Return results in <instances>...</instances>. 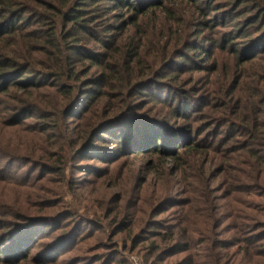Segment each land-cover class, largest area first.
Returning a JSON list of instances; mask_svg holds the SVG:
<instances>
[{
    "label": "rangeland",
    "instance_id": "1",
    "mask_svg": "<svg viewBox=\"0 0 264 264\" xmlns=\"http://www.w3.org/2000/svg\"><path fill=\"white\" fill-rule=\"evenodd\" d=\"M66 1L0 0V264H264V0H131L87 34Z\"/></svg>",
    "mask_w": 264,
    "mask_h": 264
},
{
    "label": "trees",
    "instance_id": "2",
    "mask_svg": "<svg viewBox=\"0 0 264 264\" xmlns=\"http://www.w3.org/2000/svg\"><path fill=\"white\" fill-rule=\"evenodd\" d=\"M87 1L88 0H83L81 2H77V4L75 6L71 7V11L70 12L65 13L66 9H68L72 5L70 3V0L66 1V3L68 5H66L65 8L62 6L61 13H60L61 16L58 17V23L61 22L64 18H66V20H67L66 23L71 24L72 26L79 25L80 27H79V31L78 32H81V33L85 32V34H87L88 30H90L93 33V30H91V28H92L91 25H94L96 23L100 24V25H97V26H104V25L114 26V25L107 24V21H103L102 20L110 13L111 10H113V8H118V6H119V7L125 8V9L126 8H129V9L131 8L134 11L138 10V8L135 7V5L131 4V0H116L118 2L112 4V7L100 6L97 9L96 8L93 9V7H91L90 9H81L80 7H82V6H85V7L89 6V5H87L88 4ZM106 1H108V0H106ZM93 5H94V3L92 5H90V6H93ZM260 8L261 7L258 6L253 11H259ZM143 10L148 11L149 8L146 7ZM262 11H263V9H261V12ZM259 17H261V19L262 18L264 19V12H262ZM255 18H258V17H255ZM57 44H58L57 45L58 50H60V46L61 45L59 43H57ZM66 44H62V46H63L62 48L63 49L66 47ZM106 45L109 46V43H107ZM73 46H76V45H73ZM69 50H70V52H73V51H71L73 49H69ZM75 52H79V51H75ZM89 58L94 62L93 63V67H101L102 70H103V73H101V75L99 74V76L94 79V81L96 83L101 84L102 82H105L106 84H112V86H116L119 83V81L121 79H120V77L117 76L118 72L115 71V65L112 63L113 62V57H111V55L97 53V54L92 55V56L90 55ZM73 59H76V57H71L70 56V60H73ZM111 72H112V74H111ZM18 74H19V72L16 73V75H18ZM140 83H142V82H138L135 85V87L137 88ZM128 86H132V82L128 83ZM143 87H144V85H141L140 86V90H143ZM138 93L139 94H143L141 91H138ZM116 96L122 100V102H121L122 105L121 104L119 105L120 108L121 109L123 108V111L127 110V108L129 107L130 102L128 100L124 99V97H123L124 96V91H123V89L121 87H120V91H118L116 93ZM102 97L103 96L99 97V99H97V101L95 102V104L93 106V109H94L95 112H96V110H100L101 109V105L99 103V100ZM95 98H96L95 96L91 97L92 101H94ZM113 99H114V101L117 102L115 97H113ZM124 104H126L125 107H123ZM114 109L119 111V109H117L116 106L114 107ZM108 116H109V114L106 115V117H108ZM141 130H143V129L141 128ZM141 136L142 137H140V139L138 140V141H140L141 145H145V147H147V146L152 147L153 146V148L155 150L158 149V146H157L158 145V141H157V139L159 137L157 135L153 134L152 132L147 131V133L142 134ZM184 148H186V147H184ZM134 152H136V151H133V153ZM14 218H16V215H14ZM13 222H14V220H8V221L3 223V225H5L4 229L7 232L4 233V237H3V241L1 243V246L4 245L5 243H7L9 240L14 238V237L11 236L13 230L16 229ZM14 239H16V238H14ZM58 249H59V253H61V252L63 253V252L66 251L65 247H63V248L60 247ZM22 255L23 254H18L17 253L16 254V258L19 257V258H21L20 260H22V258H23Z\"/></svg>",
    "mask_w": 264,
    "mask_h": 264
}]
</instances>
